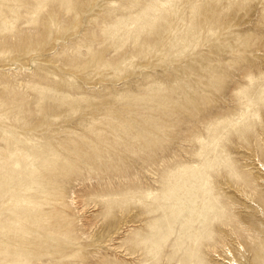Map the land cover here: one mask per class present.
Returning <instances> with one entry per match:
<instances>
[{"label": "rangeland", "instance_id": "rangeland-1", "mask_svg": "<svg viewBox=\"0 0 264 264\" xmlns=\"http://www.w3.org/2000/svg\"><path fill=\"white\" fill-rule=\"evenodd\" d=\"M219 256L264 264V0H0V264Z\"/></svg>", "mask_w": 264, "mask_h": 264}, {"label": "bare ground", "instance_id": "bare-ground-1", "mask_svg": "<svg viewBox=\"0 0 264 264\" xmlns=\"http://www.w3.org/2000/svg\"><path fill=\"white\" fill-rule=\"evenodd\" d=\"M191 3H194V2H197V1H202L203 3L204 2H206V1H208V0H189ZM214 3V2H213ZM232 4V3H231ZM222 9V8H221ZM225 9V8H224ZM221 13V12H220ZM198 17V16H197ZM207 21H202L201 23H202V26L200 27V26H195V24L191 27V35H192V39H193V41L194 42H196V39L201 35H204V37H203V40H202V47L205 49V50H207V51H214L213 50V48H216L217 49V51H222V54H221V57H218L219 59H217L219 62V64L221 63H224V62H228V60L229 59H232V61H233V59L235 60V62H239V61H242V58H240V54H238L237 53V51H236V49L238 48V49H240V46L242 45L241 43H243V44H246L247 43V41L245 40V41H242L240 44L241 45H239V43H237V41H236V45L235 46H233V47H235V53L234 54H231L230 52H232L231 51V48H228V46H227V48L226 47H224V45H223V43L221 44V41L220 40H218L219 38V36L218 37H212V36H209V35H211V33H209V34H207V31H206V29H207V26H208V23H206ZM224 23V22H223ZM211 25V24H210ZM222 27V26H221ZM226 28V27H225ZM222 29V28H221ZM212 30V29H211ZM213 30H216V29H213ZM219 32V31H218ZM224 35V34H223ZM217 36V35H216ZM218 38V39H217ZM245 39V38H244ZM237 40V39H236ZM243 47H244V45H243ZM260 49V48H259ZM234 50V49H233ZM217 53H219V52H217ZM211 61H214V58H212V57H208ZM28 214V213H27ZM33 215V214H32ZM28 216H29V214H28ZM31 216V215H30ZM38 218V217H37ZM31 219V218H30ZM36 219V218H35ZM34 221V220H33ZM35 222V221H34ZM39 222V221H38ZM28 223H30V222H28ZM27 223V224H28ZM31 224V223H30ZM33 224V223H32ZM38 224V223H37ZM29 226V225H28ZM31 226H33V225H31ZM35 226V225H34ZM30 228H32V227H30ZM35 228V227H34ZM29 229V228H28ZM36 229V228H35ZM34 231V230H33ZM29 232V231H28ZM227 255V254H226ZM219 261H221L220 262V264H235V261L234 260H227L226 259V257H223V256H219Z\"/></svg>", "mask_w": 264, "mask_h": 264}]
</instances>
